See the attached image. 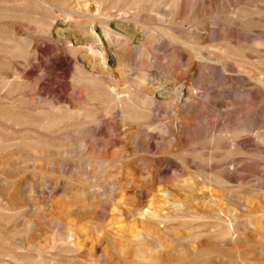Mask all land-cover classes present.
Here are the masks:
<instances>
[{"label": "rangeland", "instance_id": "obj_1", "mask_svg": "<svg viewBox=\"0 0 264 264\" xmlns=\"http://www.w3.org/2000/svg\"><path fill=\"white\" fill-rule=\"evenodd\" d=\"M0 264H264V0H0Z\"/></svg>", "mask_w": 264, "mask_h": 264}, {"label": "bare ground", "instance_id": "obj_2", "mask_svg": "<svg viewBox=\"0 0 264 264\" xmlns=\"http://www.w3.org/2000/svg\"><path fill=\"white\" fill-rule=\"evenodd\" d=\"M165 228V227H164ZM165 230L168 232V233H170V231L167 229V228H165ZM164 230V231H165ZM151 234V236H152V238H154V240H156L157 238H158V233L156 232H152V233H150Z\"/></svg>", "mask_w": 264, "mask_h": 264}]
</instances>
